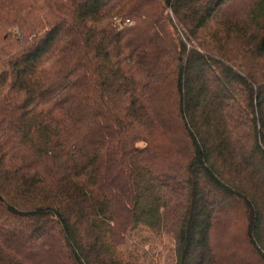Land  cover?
<instances>
[{"label": "trees", "instance_id": "trees-1", "mask_svg": "<svg viewBox=\"0 0 264 264\" xmlns=\"http://www.w3.org/2000/svg\"><path fill=\"white\" fill-rule=\"evenodd\" d=\"M145 228L264 264V0H0V264H137Z\"/></svg>", "mask_w": 264, "mask_h": 264}, {"label": "rangeland", "instance_id": "rangeland-1", "mask_svg": "<svg viewBox=\"0 0 264 264\" xmlns=\"http://www.w3.org/2000/svg\"><path fill=\"white\" fill-rule=\"evenodd\" d=\"M157 164L163 167L167 162L160 158ZM213 232L212 243L220 252L224 248L228 249L227 246L233 244L234 237L242 234V224H234L224 236L218 234V228ZM175 249V242L168 236L162 238L145 228L139 233L135 231L133 239L128 241L126 246L120 247L118 253L122 260L134 261L137 264H177Z\"/></svg>", "mask_w": 264, "mask_h": 264}]
</instances>
